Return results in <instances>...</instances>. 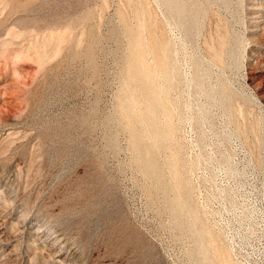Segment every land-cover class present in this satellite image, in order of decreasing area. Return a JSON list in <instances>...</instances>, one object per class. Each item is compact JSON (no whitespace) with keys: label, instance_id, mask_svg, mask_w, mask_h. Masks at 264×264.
I'll list each match as a JSON object with an SVG mask.
<instances>
[{"label":"rangeland","instance_id":"374dc122","mask_svg":"<svg viewBox=\"0 0 264 264\" xmlns=\"http://www.w3.org/2000/svg\"><path fill=\"white\" fill-rule=\"evenodd\" d=\"M0 224V264H264V0H0Z\"/></svg>","mask_w":264,"mask_h":264},{"label":"bare ground","instance_id":"6f19581e","mask_svg":"<svg viewBox=\"0 0 264 264\" xmlns=\"http://www.w3.org/2000/svg\"><path fill=\"white\" fill-rule=\"evenodd\" d=\"M162 48H163V47H162ZM136 49L138 50V49H140V48L137 47ZM157 49H159L158 46H157L156 50H157ZM152 50H153V49H152ZM136 52H137V51H136ZM140 52H141V50H140ZM137 53H138V52H137ZM159 53H160V50H159ZM155 54H156V53H155ZM160 54H161V53H160ZM136 55H137V54H136ZM157 55H158V54H157ZM160 56H161V55H160ZM160 56H159V57H160ZM135 58H136V56H135ZM136 59H137V58H136ZM161 59H162V57H161ZM136 62H138V61L136 60ZM160 62H161V61H160ZM164 63H165V62H164ZM158 65H159V64H158ZM159 66L162 67V63H160ZM144 70H146V69H144ZM140 72H141V70H140ZM142 72H143V71H142ZM145 72H146V71H145ZM150 72H151V71H150ZM147 73H149V71H148ZM140 74H142V73H140ZM143 74H144V73H143ZM145 75L147 76V74H145ZM145 75H144V77H145ZM141 77H142V75H141ZM141 79H142V78H141ZM147 79L149 80V78H147ZM147 79H146V80H147ZM152 79H153V77H152ZM143 80H144V79H143ZM143 80H142V81H143ZM140 81H141V80H140ZM145 83H147V81H146ZM141 85H142V83H141ZM146 85H148V83H147ZM150 86H151V84H150ZM146 87H147V86H146ZM147 88H149V85H148ZM147 88H146V89H147ZM150 88H151V87H150ZM154 89H155V88H154ZM149 92H150V91H149ZM149 92H147V93L149 94ZM147 93H146V94H147ZM150 93H152V91H151ZM148 97L150 98V96H148ZM148 97H147V98H148ZM154 98H156V97L153 96V99H154ZM157 98H158V97H157ZM157 98H156V99H157ZM148 100H149V99H148ZM156 101H157V100H155V101H153V102H156ZM158 101H159V100H158ZM159 103H160V102H159ZM148 104H151V103L149 102ZM160 104H161V103H160ZM151 106H153V105H151ZM158 106H159V105H158ZM148 107H149V105H148ZM159 107H160V106H159ZM159 107H158V108H159ZM151 109H152V108H151ZM149 110H150V109H149ZM153 110H154V109H153ZM150 111H152V110H150ZM154 111H155V110H154ZM152 113H155V112L152 111ZM153 115H154V114H153ZM145 120H146V119H145ZM151 124H153V123H151ZM150 127H151V126H150ZM151 128H152V127H151ZM148 133H149V132H148ZM152 166H153V165H152ZM146 170H147V169H146ZM154 171H155V170H154ZM154 171H153V172H154ZM148 172H150V171H148ZM178 198H179V197H178ZM19 217H20V215H19ZM21 217H22V216H21ZM18 219H19V218H18ZM20 219H21V218H20ZM23 223H24V221H23ZM23 223H22V224H23ZM20 224H21V223H20ZM0 225H1V224H0ZM25 225H26V224H25ZM44 225H45V224H44ZM45 226H46V225H45ZM45 226H44V227H45ZM0 227H1V226H0ZM40 227H41V226H40ZM35 228H36V227H35ZM41 228H42V227H41ZM58 228H59V227H58ZM17 229H18V228H17ZM53 229H54V228H53ZM53 229H52V230H53ZM60 229H61V228H60ZM46 230H48V229L46 228ZM58 230H59V229H58ZM18 231H19V230H18ZM21 231H22V230H21ZM50 231H51V230H50ZM1 232H2V231L0 230V234H1ZM3 232H5V231H3ZM40 232H41V229H40V230H35V229H34V231H30V233L34 234L35 236H38V238L44 236V235H42L43 232H41V233H40ZM45 233H46V232H45ZM55 233H56V232H55ZM56 234H57V233H56ZM3 235H4V234H3ZM47 235H48V233H47ZM63 237H64V236H63ZM32 238H33V237H32ZM43 238H44V239H43V241H44L43 245L46 246V247L50 244V242H51L52 240H54V237H53V236H50V238H48V236H47V237H43ZM29 239H30V237H29ZM59 239H60V238H59ZM9 240H10V239H9ZM33 240H35V239H33ZM41 240H42V239H41ZM11 242H12V241H11ZM59 242H60V240H59ZM64 242H65V241H64ZM9 244H10V243H9ZM72 244H73V243H72ZM11 245H12V244H11ZM62 245H63V244H62ZM64 246H65V245H64ZM73 246H74V245H73ZM37 247H38V246H37ZM70 247H71V246H70ZM64 248H65V247H64ZM73 248H74V247H73ZM49 250H53V255H54V257L56 258L57 262H59V261L61 260V256L63 255V254H62V253H63V247L61 246V248L57 250L55 246L50 245V249H49ZM13 251H14V250H13ZM72 252H73V251H72ZM9 253H10V252H9ZM12 253H13V252H12ZM45 253H46V251H45ZM46 254H49V253H46ZM51 254H52V253H51ZM71 254H72V253H71ZM207 254H208V253H207ZM7 255H9V254H7ZM10 255H11V254H10ZM49 257H50V256H49ZM76 257H77V256H76ZM64 258H65V260L62 261L63 263H65L69 257H68V255H67V256H65ZM72 259H73V258H72ZM72 259H71V260H72ZM12 260H13V259H12ZM76 261H77V260H76ZM72 263H73V262H72ZM72 263H71V264H72ZM76 263H77V262H76ZM37 264H39V263H37ZM57 264H58V263H57ZM61 264H62V263H61ZM69 264H70V262H69ZM74 264H75V262H74ZM77 264H78V263H77ZM226 264H228V262H226Z\"/></svg>","mask_w":264,"mask_h":264}]
</instances>
